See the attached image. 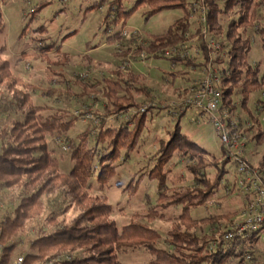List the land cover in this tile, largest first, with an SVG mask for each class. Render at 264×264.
<instances>
[{
  "label": "trees",
  "instance_id": "obj_1",
  "mask_svg": "<svg viewBox=\"0 0 264 264\" xmlns=\"http://www.w3.org/2000/svg\"><path fill=\"white\" fill-rule=\"evenodd\" d=\"M129 1L98 0L88 9L98 10L106 6L105 19L113 15V22L143 7L149 8L147 18L164 10L181 9L183 15L169 26L166 33L151 34L146 44L137 47L136 53L145 50L148 58L151 54L159 59L164 58L161 51L166 48L190 43L202 49V61L194 63L179 56L171 59L179 65L201 68L211 61L212 49L204 39L201 13L196 21L192 16L195 4L205 7L206 29L220 45L219 55L213 62L217 63L222 75V107L233 112L240 106L260 125V118L249 109V103L258 92L264 91L261 63L251 61L256 40L261 42L264 55V0H193V4L189 0H136L127 9ZM3 33L4 19L0 10V83L14 97V101L1 98L0 113L9 115L11 109H17L22 114L11 125L0 129V190L24 188L13 211L0 219V264H9L16 250L14 237L44 211V196L57 192L69 196L70 203L79 213L68 223L59 222L55 215L50 216L51 228L40 229L30 241V251L24 254L25 264H43L66 253L72 258L57 264H121L119 253L127 251L148 254L150 259L141 264H264V227L232 240L217 241V235L224 236L229 230L224 229L223 223L227 220L232 223L236 212L202 218L192 216L191 210L206 205L225 181L231 158L222 145V158L213 156L210 161L211 153L207 149L181 133L180 120L184 114H179L176 130L170 133L169 139L162 141L155 163H148L152 166L146 176L157 182L156 203L146 213L133 214L129 223L120 229L112 217L113 205L108 197L93 191L109 188L118 175L123 151L124 158L128 159L140 147L150 109L137 116L131 114L116 126L108 124L109 118L139 108L141 104L135 94L150 97V88L143 83L140 74L121 70L93 83L77 81L83 89L78 98L99 100L101 95L105 101L101 122L89 124L72 138L69 132L79 118L68 109L34 103L28 91L30 85L14 75L11 62L4 58L7 47L3 43ZM120 36L116 33L109 41ZM52 47L42 46L41 51L47 54ZM58 91L48 89L44 93L52 95ZM236 98L239 101H235ZM46 111L49 113L44 114ZM64 135L73 164L67 173L61 171V160L48 142L51 136ZM254 140L264 150V128L258 129ZM176 155L188 160L186 169L194 178L189 187L179 189L168 185V171ZM245 159L251 164L247 157ZM259 165L252 166L264 180V151ZM210 168L216 171L213 179L209 176ZM144 176L145 173L138 177L134 174L124 191L135 193ZM174 206L182 209L167 232L165 247L160 244L161 235L152 223L162 219L164 211ZM207 225L211 228L205 231ZM212 242H215L214 246Z\"/></svg>",
  "mask_w": 264,
  "mask_h": 264
},
{
  "label": "rangeland",
  "instance_id": "obj_2",
  "mask_svg": "<svg viewBox=\"0 0 264 264\" xmlns=\"http://www.w3.org/2000/svg\"><path fill=\"white\" fill-rule=\"evenodd\" d=\"M96 1L98 0H0V10L4 19L3 43L7 47L4 58L11 62L14 75L30 85L28 91L36 105L68 109L79 118L75 127L69 132L72 138L84 131L89 124L95 125L101 122L105 101L101 95L98 96L99 100L78 98L83 89L77 81L93 83L115 75L117 70L123 73L134 72L142 76L143 83L150 88L151 96L135 94L137 102L141 104L140 107L132 108L128 113L114 116L108 121V124L116 126L128 119L131 114L139 115L141 108L148 107L150 111L147 115V128L142 135L140 147L128 159L124 158L123 151L118 175L111 181L109 188L101 192L93 191L108 197L113 205L112 217L121 229L129 223L133 214L146 213L156 203L157 182L150 180L146 174L160 153L162 141H167L170 133L176 130L179 116L173 114L166 105L171 101L180 102L192 88L197 86L202 76V68L176 64L164 55L165 50L161 51L164 58L159 59L150 54L149 58L141 60L136 53L137 47L146 44V39L151 34L166 33L169 26L183 15L181 9L164 10L147 18L149 8L143 7L131 15H122L119 21L113 22L111 21L113 15H110L108 20L105 19L106 6L98 10L88 9ZM135 2L136 0H130L126 4L127 9ZM189 2L195 3L193 0ZM41 5L43 6L40 8ZM198 12L193 14V21H196ZM124 27L130 31L138 29L139 33L121 35L109 41L114 34H121ZM45 45L54 47L44 54L41 49ZM260 45L261 42L256 40L251 52V61L260 62L264 73V55ZM187 46L191 56H194L196 45L188 43ZM183 59L198 63L197 58L194 57ZM48 89L59 90L58 92L62 94L44 93ZM2 97L14 101L13 95L0 83V100ZM237 98L235 101H239ZM258 98L263 101L260 102ZM152 104H155V107H150ZM249 109L260 118V125L255 123L247 111L240 106L231 113L247 135L245 156L250 160L251 165L259 167L264 150L263 146L254 140V135L259 128H264V91L253 96ZM48 113L49 111H46L44 114ZM21 115L17 109H11L9 115L0 113V129L11 125L12 121ZM189 117L188 113L180 120L181 133L209 152L219 153L216 158H222L220 136L208 117L202 116L201 122L193 121L192 117ZM66 141V135L51 136L48 139L50 148L61 160V171L64 173L73 168ZM212 159L213 155H210L209 160ZM187 163V159L175 156L172 160V168L168 171L169 187L181 189L194 183L192 174L186 169ZM227 167L229 173L225 181L219 185L216 194L206 205L191 210L194 218L236 212L232 223V220L223 223L224 229L232 228L247 206V196L239 188L240 176L233 160ZM215 172L214 168H210L211 179L214 178ZM143 173L145 176L135 193L124 191L134 174L138 177ZM23 190V187L0 190V219L13 211L21 199ZM70 200L69 196L59 192L44 196L45 208L42 214L29 221L25 230L14 237L16 250L9 264H15L19 257L30 251V241L38 235L40 229L51 228L50 216L55 215L59 222L68 223L79 213ZM181 209L176 206L169 207L164 211L162 219L158 218L152 223L161 235L162 246H167L165 242L167 232L181 213ZM210 228V225H207L204 230L208 231ZM1 253L0 248V257ZM58 255H70L72 258L69 253ZM149 259L150 256L146 253L131 251L119 253L121 264H141Z\"/></svg>",
  "mask_w": 264,
  "mask_h": 264
},
{
  "label": "built area",
  "instance_id": "obj_3",
  "mask_svg": "<svg viewBox=\"0 0 264 264\" xmlns=\"http://www.w3.org/2000/svg\"><path fill=\"white\" fill-rule=\"evenodd\" d=\"M193 12H198L202 15L201 21L204 25V39L210 49H212L211 61L202 67V76L199 78L197 86L192 88L191 92L183 100L180 102L171 101L166 107L173 111V114H184L185 116L189 113L193 121L198 120V122H201L203 117H208L220 136L227 155L237 167L240 176L238 185L244 195L247 196V206L240 215L239 221L227 230L224 236H216L217 241H221L222 239L232 240L264 227V180L260 176L259 171L245 159L247 141L245 131L232 116L229 108L222 107L223 96L220 89L222 75L217 63L213 62L214 58L219 55L220 45L209 36L206 29V9L195 4ZM136 33H139L138 29L130 31L127 27H124L121 35L129 36ZM164 55L168 58L179 56L181 58L194 57L198 61L203 60L202 49L196 46L194 56H191L186 43L166 48ZM139 58L145 60L148 58V54L142 51L139 53ZM150 107H155V104H152ZM147 109L148 107H143L140 109V112H146ZM211 245L214 246L215 242H212ZM64 259H71V257L70 255H58L50 258L43 264H57ZM15 264H25V257H19Z\"/></svg>",
  "mask_w": 264,
  "mask_h": 264
},
{
  "label": "crops",
  "instance_id": "obj_4",
  "mask_svg": "<svg viewBox=\"0 0 264 264\" xmlns=\"http://www.w3.org/2000/svg\"><path fill=\"white\" fill-rule=\"evenodd\" d=\"M186 116V115H185ZM222 145V144H221ZM222 147V146H221ZM221 152H222V150H221ZM211 153V152H210ZM211 155H213V156H216V157H218L220 154L218 153V154H215V153H211Z\"/></svg>",
  "mask_w": 264,
  "mask_h": 264
}]
</instances>
